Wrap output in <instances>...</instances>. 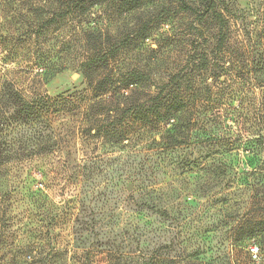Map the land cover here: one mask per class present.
<instances>
[{
  "label": "rangeland",
  "instance_id": "1",
  "mask_svg": "<svg viewBox=\"0 0 264 264\" xmlns=\"http://www.w3.org/2000/svg\"><path fill=\"white\" fill-rule=\"evenodd\" d=\"M190 1L203 9L202 0ZM230 1L244 16L242 27L264 46V0ZM58 5L0 0V264H264L261 240L242 235L248 225L264 226V187L240 188L249 160L255 162L248 178L264 181V171L254 169L262 153L246 148L251 125L216 132L237 139H228L237 149L218 157L227 162L229 185L205 192L210 175L176 163L191 152L185 146L163 154L150 132L136 134L129 147L111 144L83 134L82 118L49 126L15 117L9 101L11 90L31 99L88 89L79 66L90 53L82 29L99 26L114 43L135 24L159 20L157 5H166L172 22L131 43L125 58L140 68L160 64L164 78L189 48H212L200 37L198 11L181 12L177 0H82L77 11L46 26ZM233 32L241 37L240 24ZM48 57L67 68L40 73L37 63ZM203 145L194 146V155ZM252 247L260 250L257 260Z\"/></svg>",
  "mask_w": 264,
  "mask_h": 264
},
{
  "label": "trees",
  "instance_id": "2",
  "mask_svg": "<svg viewBox=\"0 0 264 264\" xmlns=\"http://www.w3.org/2000/svg\"><path fill=\"white\" fill-rule=\"evenodd\" d=\"M57 1L59 8L47 19L46 26L77 11L82 2ZM177 1L183 13L198 11L200 37L212 43V48H189L179 69L168 71L163 78L165 70H161L160 64L140 68L129 64L125 56L131 43L144 42L152 37L156 26L172 22L166 5H157L159 20L149 18L135 24L114 43L110 34L99 26L82 29L90 53L79 66L89 88L78 94L56 97L40 94L31 99L23 97L19 89L11 90L8 97L15 117L39 118L49 126L57 119L82 118L83 134L103 138L111 144L125 142L128 147L136 134L150 132L152 143L163 154L184 146L191 150L182 157L177 156L176 163L187 168L200 167L209 174L210 179L203 186L205 192L213 191L224 182L229 185L227 162L218 157L227 150L237 149L230 141L237 142V139H231L228 134L219 138L216 132L232 125L247 130L251 125L253 138L245 140L246 148L251 153H262L263 158L254 169L264 171V46L261 40L254 39V32L242 27L240 22L244 16L230 0H202V10L190 0ZM31 9L39 7L33 3ZM237 23L242 33L240 38H235L233 32ZM208 29L212 33L206 34ZM54 63L49 57L39 60L37 69L43 74L50 70L60 73L67 68V64L56 67ZM68 131L77 132L75 128ZM243 137L242 132L237 136ZM203 143V153L194 155L193 150ZM254 162L249 160L246 168H242L241 174L247 176L242 180L241 189L264 187V181L248 178L254 173L249 164ZM242 235L246 241L259 238L264 244V226L260 223L248 225ZM243 246L247 247V242Z\"/></svg>",
  "mask_w": 264,
  "mask_h": 264
},
{
  "label": "built area",
  "instance_id": "3",
  "mask_svg": "<svg viewBox=\"0 0 264 264\" xmlns=\"http://www.w3.org/2000/svg\"><path fill=\"white\" fill-rule=\"evenodd\" d=\"M251 250H252L251 254H252L253 259L257 260L259 258V251L260 250H258V247L257 248L256 247H252Z\"/></svg>",
  "mask_w": 264,
  "mask_h": 264
}]
</instances>
